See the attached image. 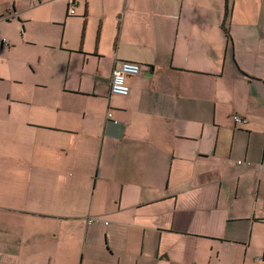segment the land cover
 <instances>
[{
	"label": "crops",
	"instance_id": "0c3cea01",
	"mask_svg": "<svg viewBox=\"0 0 264 264\" xmlns=\"http://www.w3.org/2000/svg\"><path fill=\"white\" fill-rule=\"evenodd\" d=\"M0 264H264V0H0Z\"/></svg>",
	"mask_w": 264,
	"mask_h": 264
},
{
	"label": "built area",
	"instance_id": "2783aa9c",
	"mask_svg": "<svg viewBox=\"0 0 264 264\" xmlns=\"http://www.w3.org/2000/svg\"><path fill=\"white\" fill-rule=\"evenodd\" d=\"M71 13H75L74 6L71 7ZM141 72V66L135 61L122 60L113 68L110 83V93L118 96H126L130 92V87L127 83V77L130 75H138ZM108 118H112L113 114L108 112ZM235 122H245V118L235 114L233 115ZM114 122H117L114 119ZM238 162H241L239 160Z\"/></svg>",
	"mask_w": 264,
	"mask_h": 264
},
{
	"label": "trees",
	"instance_id": "16d2710c",
	"mask_svg": "<svg viewBox=\"0 0 264 264\" xmlns=\"http://www.w3.org/2000/svg\"><path fill=\"white\" fill-rule=\"evenodd\" d=\"M227 11H228V7H227Z\"/></svg>",
	"mask_w": 264,
	"mask_h": 264
}]
</instances>
